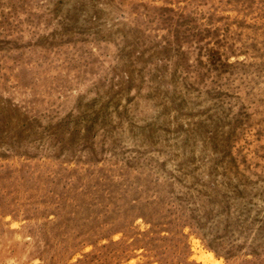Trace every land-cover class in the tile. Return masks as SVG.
<instances>
[{"label":"rangeland","instance_id":"374dc122","mask_svg":"<svg viewBox=\"0 0 264 264\" xmlns=\"http://www.w3.org/2000/svg\"><path fill=\"white\" fill-rule=\"evenodd\" d=\"M0 264H264V0H0Z\"/></svg>","mask_w":264,"mask_h":264}]
</instances>
